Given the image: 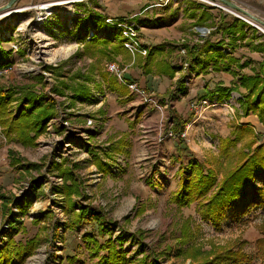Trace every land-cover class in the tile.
I'll return each mask as SVG.
<instances>
[{
  "label": "rangeland",
  "instance_id": "1",
  "mask_svg": "<svg viewBox=\"0 0 264 264\" xmlns=\"http://www.w3.org/2000/svg\"><path fill=\"white\" fill-rule=\"evenodd\" d=\"M5 1L0 0V5ZM53 1L55 0H17L13 9L20 10L0 18V69H6L5 72L0 71V86L4 88L9 86L19 87L30 83L36 94L48 97L47 91H45L48 77L38 72L39 70H51L52 75L50 78L54 84L51 92L53 94L58 93L57 95H59V91L63 94L64 90L68 92H76L78 90L77 93H79L82 88L86 87L85 81H92L94 83V85L92 83L93 87L100 88L105 82L100 78L99 73H107L111 78L115 77L106 71V64L112 60L121 64V60L116 56L119 50L110 58H107L100 55L97 48L87 50L85 47L90 42L85 40V30L89 26V22L91 25L95 23L92 5H95L98 0H79L83 2L74 6L83 13L84 18H79V22L74 21L76 26H62L63 28L67 27V30L61 29L56 34L53 32V30L55 31L54 27L57 29L60 27L54 26L58 21L59 13L57 12L60 10V8H56L61 4L54 6L53 9L55 10L48 17L46 26H34L32 23V18L39 11L38 9H33V7ZM104 1L110 2L111 5L113 4L118 8L134 11L139 9L145 0ZM230 1L264 21V0ZM181 2L187 3L189 7L187 8L188 11H186L188 17H186L195 19L187 22L189 27L179 36L167 39L156 45L162 47L160 51L152 50V47L141 46L147 49V54L142 56L139 53L131 54L122 45L131 55L140 56H136L137 60L133 67L143 64L146 60L148 61V52L152 50L150 53L152 54L150 75H159L161 80L166 78L167 83L170 79L169 82L172 85L170 90L168 89L169 91L167 90L168 92L164 94L163 87L157 88V85H155L153 89L148 87L149 90L144 89L143 93L138 92L137 95L135 94V99H131L135 105L131 119V128L133 130H127L124 134V137H127V139L123 138L125 140L124 151L112 153V159L106 160L105 165L108 171L106 173H110L109 175L101 171L94 161L103 176L88 188L91 196L85 197L83 191L82 199H77L78 197L76 196H73V198L82 204L97 202L96 205L98 204L97 206L105 210L107 217L116 221L117 224L113 228V235L119 234L121 236L123 249L129 255H133L137 248V243L133 240L131 234L137 229H142L144 231L143 241L146 244V249L152 248L155 253L159 254L158 264H189V258L176 256L171 251L163 253V249L169 243L174 244V239L180 235V225L176 224V221L180 222L184 218L191 216L194 227H198L194 239L195 243L200 245L203 251L209 250L211 244L227 245L236 240L244 239L247 243L243 246V250L251 257V260L247 263L239 264H262L257 257L255 240L260 236L258 227L264 218V206L250 202L249 195L227 209L220 229H214L210 222L202 221L199 218L194 210L195 203H192L189 207L182 208L180 212L175 209L174 205L168 203L170 193L177 187L178 167L181 161L185 163L188 158L179 156L175 149V142L170 140L173 136L167 132L171 123L176 122L175 117L191 119L190 122L192 124L189 127L185 126L184 129L186 146H191L195 150L193 153L202 161H205L209 154L217 153L218 138L228 131L230 132V128L236 125L234 122H236L235 119L238 116H246L242 115V101L246 90L240 86L230 89V85L237 83V79L230 71H226L224 67L229 66L230 70H236L243 74H252V70L257 68L258 63L262 60V53L254 48L256 44L264 40V33L261 32V30L264 31V27L255 20H253L254 24H251L249 22V20H252L250 17L238 15L240 14L239 11L218 0H177L179 7L182 4ZM67 4H63L64 8L60 10L61 17L64 16L66 11L69 12L74 7ZM27 6H31L32 9H24L23 11V7ZM200 6H203V8H200ZM245 17L248 18V21L245 20ZM110 18L117 21L130 20V15L125 14L120 17ZM64 19L67 20L68 15H65ZM29 20L32 21L26 26ZM217 26H222V30L217 28ZM227 26L231 27L227 28ZM247 26L251 27L248 28ZM43 28L46 32L42 31L44 30ZM201 28H205L208 33L200 36L199 31ZM240 28L245 32V37L243 38L238 35ZM62 31L64 35L61 34ZM81 32L82 34L85 33L83 37L80 36ZM45 35L48 38L46 40ZM94 38L99 37L95 36ZM206 42L208 46L209 44H220V52L224 56L220 58L215 53H212V49L209 50L208 46L206 52L203 50L199 51L200 46L205 47L203 45ZM14 43L21 44L23 47H19L15 51L11 48ZM75 44L77 47H74ZM179 44L185 46L183 54L179 53ZM111 46L112 42L108 43L107 49ZM231 46L234 47L232 48ZM61 47H71V49L63 51L60 50ZM196 48L197 50L193 54L197 56L191 57L192 54L190 53ZM222 48H227V52H223ZM72 50L73 52L71 53ZM69 53L71 54L67 56ZM225 56L227 57L224 60ZM228 56H232L236 61L228 63L226 60ZM180 59L188 63L185 71L181 70L182 61ZM199 59L200 62L197 65L195 62H198ZM45 60L53 61L48 64ZM156 60L166 62L174 70L172 78H168L156 70L155 65H153ZM209 61L212 64H208ZM214 61H217L219 65H214ZM77 62H80V64H77ZM26 64H33L37 72L24 71ZM240 64H244V66L241 68L239 67ZM58 68L60 75L56 73ZM213 72H223L231 75L232 79L211 80L208 74ZM77 75L78 77H76ZM186 75L188 84L183 83ZM197 76L199 77L194 79ZM83 77L86 78L83 79ZM179 80L182 81L181 84H183L185 89L184 93H178L177 91ZM60 81H63V84ZM219 88H226L221 98L230 97L231 92L240 94L241 99L239 98L238 100V107L235 105L227 107L224 105L208 106L207 104H200L199 100L201 98L205 96L211 97L215 92L220 93ZM190 91L192 93L196 91V93L188 95ZM108 96L109 94L104 97L102 106L92 112L97 122H100L104 117L103 114H106L104 109ZM144 98L148 100L146 101ZM179 98L182 99L177 102ZM192 101H195L196 104L194 109L189 106ZM146 104H148V109L145 108ZM16 106L15 100L9 105V113L11 115L16 112ZM230 107H232V110H230ZM172 108L176 110V112L174 111L176 113L175 119L171 115ZM160 110L165 113L163 120L157 118ZM0 129H2L1 126ZM44 130L36 136L33 146L30 147L7 142L4 134V139L0 137V238L4 237L8 240V237L4 235L5 229L6 231L8 230V234L13 235L17 240H19L18 238H23L24 233L29 234L31 237L35 234L39 236L37 248L21 264H68L67 257L69 256H75L76 259L73 264H90L89 251L86 247L89 243L83 240L82 235L86 231L95 234V227L93 228L87 224L65 232L60 227L58 230L59 234L54 235L56 230V222L54 221H64L58 218L60 213H63L64 217H62L64 219L67 217L64 211L65 197L62 193L63 202L60 205L62 209L56 203H52L53 207L48 208L51 214L45 211L39 217V222L33 221L36 218L23 217L22 220L15 224H13L14 222H12L13 219L11 218V216H15V213H12L15 212L14 207L9 205L10 202L5 206L1 197L3 195L11 200L13 198L11 190L13 184H18L28 178H30V181H34L33 178L36 175L43 176V166L48 161V158L47 155H43L40 152V144L37 143V138L44 133ZM117 133L119 132H111L109 134L110 138H108L109 141L114 142L122 138L123 135L115 138ZM96 136V138L91 137L92 151L97 157L102 156L104 158V150L100 152L99 149L107 144V146H110V142L103 138L105 136H98L97 134ZM9 150L13 152L11 153L13 155H10ZM107 151L109 152V149ZM14 159H17V162L13 164ZM27 163L32 165L26 167L24 164ZM60 165L70 168L63 164ZM255 182L260 186L262 177L257 178ZM81 188H83L82 185ZM57 191L60 192V190ZM40 194H43L42 189ZM99 200L104 204L99 203ZM7 224H12V227L5 228ZM18 230L20 231L17 235L14 234ZM96 237L100 242H103L104 238ZM15 263H17L16 260H14Z\"/></svg>",
  "mask_w": 264,
  "mask_h": 264
},
{
  "label": "trees",
  "instance_id": "2",
  "mask_svg": "<svg viewBox=\"0 0 264 264\" xmlns=\"http://www.w3.org/2000/svg\"><path fill=\"white\" fill-rule=\"evenodd\" d=\"M230 27L227 26V28ZM247 27L250 28L251 26ZM217 28L222 30V26H217ZM241 28L238 35L243 38L245 32ZM218 43L209 44L208 46L206 42L203 45L205 47L200 46L199 51L206 52L208 46L209 50L212 49V53L221 58L224 55L220 52L221 46ZM107 44L108 40L93 38L85 47L87 50L97 48L100 55L110 58L118 52L119 46L112 45L107 49ZM153 49L160 51L162 47L154 46ZM254 49L262 53L263 56L257 68L252 70V74L230 70L229 66H225L224 69L230 71L237 79V83H232L230 89L240 86L246 90L242 101V115L255 114L258 120L264 124V40L256 44ZM152 50L148 52V61L146 60L140 65L146 74L151 72L152 54L150 53ZM196 50L197 48L194 52ZM197 53L199 54V52ZM226 57H224V60ZM226 60L228 63L236 61L232 56H228ZM213 64L219 65L217 61H214ZM244 64H240L239 67L242 68ZM153 65L160 74L172 78L174 70L166 62L156 60ZM56 73L60 75L59 68ZM85 78L83 77V79ZM102 78L107 79L111 90L116 89L114 78L110 76L107 78L104 73H102ZM60 82L63 84V81ZM181 82L179 80L177 83L178 93L185 92ZM85 88H82L79 93H77L78 90L74 91L73 96L76 99L84 100L88 94V90ZM219 90L221 98L226 88H219ZM59 94H62V92L59 91ZM14 100L17 103V110L11 115L9 105ZM54 114L55 100L45 95L36 94L33 91L32 84H23L19 87L9 86L7 88L0 86V126L7 142L17 143L23 147L33 146L36 136L44 130L47 121ZM172 114L176 115L174 111H172ZM185 124L186 121L177 116L176 122L170 127L175 139L176 151L179 156H186L188 159L185 163L181 161L178 167L177 187L170 193L168 203L174 205L178 212L182 208L195 203V213L202 221L210 222L214 229H220L227 209L247 195L250 196V202L264 206V142L256 144L257 136L254 129L248 123L233 125L228 135L218 138L217 153L209 154L208 158L202 161L186 146L185 140L180 137ZM124 146L125 140L119 138L110 143L109 152L104 151V156L107 159H112V153L123 152ZM9 153L13 155L10 150ZM94 161L101 171L108 172L105 162L99 157L95 156ZM16 162L17 159H14L12 163ZM24 165L29 167L32 164L27 163ZM52 167L63 178V186L60 192L65 197L64 211L68 217L62 222L54 221L56 222L54 235L59 234L60 227L65 232L89 224L93 228L95 227V234L86 231L82 237L83 240L89 243L86 247L89 251L90 264H158L159 254L155 253L152 248L146 249L142 229H137L131 234L133 240L137 243V248L133 255H129L123 249L121 236L119 234L113 235L116 221L108 218L102 207L89 202L82 204L73 198V196H76L77 199H80L83 196L81 181L73 170L60 164H54ZM260 175L262 176V183L258 186L255 181ZM1 197L5 206L7 203L12 202L21 214L26 213L28 202H14L6 196L1 195ZM48 214H51V212ZM33 221L39 222L40 218ZM176 224L180 225V235L174 239V244L169 243L164 247L163 253L171 251L176 256L189 258V264H239L251 260V257L243 250V246L247 243L244 239L236 240L227 245L211 244L209 250L203 251L202 247L194 240L198 227H194L192 217L188 216L180 222L176 221ZM4 231L5 237H8V230L5 229ZM258 231L260 236L255 240L257 257L264 264V218L259 224ZM96 236L104 238L103 242H100ZM38 244L39 236L37 234L22 243L8 238L0 246V264H11L13 259H17V264H21L28 256L32 255ZM75 259V256L67 257L68 264H73Z\"/></svg>",
  "mask_w": 264,
  "mask_h": 264
},
{
  "label": "built area",
  "instance_id": "3",
  "mask_svg": "<svg viewBox=\"0 0 264 264\" xmlns=\"http://www.w3.org/2000/svg\"><path fill=\"white\" fill-rule=\"evenodd\" d=\"M81 2L83 1L73 2L67 5L74 6L75 4ZM58 8H60V10L64 8L63 4L58 5L56 9ZM24 9L25 8L23 7V11ZM33 9H38L39 11L36 13L35 17L32 18L33 21L29 20L26 26H28V23L31 21L34 26H46V24H48V17H50V15L55 10H50V12H48V14H46L44 18L37 20L38 16L45 14V8H38L34 6ZM60 10L59 12H57L59 13L58 21L54 25L60 27L58 29L54 27V34L58 33L61 29L67 30L68 26H76V23L74 21L79 22V18H84L83 13H81V11L75 6L71 8L69 12L66 11L63 17L60 16ZM65 15H68L67 20L64 19ZM65 21L67 22L65 23ZM104 21L107 24L119 27V36L121 38V43L123 47L127 49L131 54L139 53L142 56H145L147 54V49L145 47H141L142 45L139 42L140 39L138 33L132 21L127 19L117 21L110 17H106ZM62 26L67 27L63 28ZM42 31H45V29ZM85 31L86 34H84L86 41H91L95 36L101 39H108L106 33L103 30H96L90 22ZM199 32L200 36H204L208 33L205 28H201ZM61 34L64 35V32L62 31ZM84 34H82L81 32L80 36L83 37ZM46 38L47 35H45V40ZM19 47L21 48L23 46L21 44L14 43L12 44L11 48L17 51ZM74 47H77L76 44ZM73 50L71 51V53L73 52ZM178 50L179 53L183 54L185 52V46L179 44ZM222 51L227 52V48H222ZM71 53H69L67 56H69ZM51 61L53 60H45V62L48 64H51ZM180 61H182L181 70L185 71L187 69L188 63L186 61H183V59H180ZM77 64H80V62H77ZM122 69L123 67L121 66V64L115 60L109 61L106 64V71L110 74H113L119 79L121 78ZM0 71L5 72L6 69H0ZM24 71H30V73L37 72L33 64H26ZM38 72L48 77V83L45 91H47L46 93L48 94V97H51L55 100V114L47 121L44 133L41 134L42 136L40 135L37 138V143L40 144V152L43 155H47L48 161L43 166V176L36 175V177L33 178L34 181H30V178H28L25 181H21L18 184L12 185L11 190L13 193V198L11 200H14V202H28L27 211L24 214H21L14 203L10 202L9 205L11 207H14L15 210V212H12L15 213V216H11V218L13 219L12 222H14L13 224L22 220L23 217H27L29 219L39 218L45 211H48L49 207H53L52 203H56V205L59 206L62 204L63 196L61 192L57 190H60L62 188L63 179L57 174L56 170L52 168L54 164H63L73 169L74 173L81 181V185L83 186L82 191H84L85 197L91 196V192L88 190V188L94 185V183L99 181L103 176V173L96 167L94 163V157L96 156V154L94 153V151H92L93 147L91 137H97L96 128L98 122L96 118L93 117L92 112L102 106L104 97L109 94L108 88L105 86V84H102L100 88H95V86H92V81H85L84 83L87 87L88 94L84 100L76 99L73 96V92H68L66 90H64L63 94L57 95L58 93L53 94L51 92L54 88L53 80L50 78L52 75L51 70H39ZM183 83L188 84L187 75L185 76ZM128 87L130 90H134L137 86L135 83H129ZM239 98L241 99V95L236 92H231L230 97L228 98H220L219 93L215 92L213 96H205L201 98L199 102L200 104H207L208 106L224 105L229 107L231 105H235L236 107H238ZM189 106L193 109L196 108L195 101L190 102ZM230 110H232V107H230ZM0 137L4 139L2 129H0ZM180 137H182L184 140L186 139L185 131H182L180 133ZM107 145L102 146L99 151H107L109 149V146ZM99 158L104 162L108 160L105 156L104 158L102 156H100ZM41 178L42 180H40ZM41 189L43 190V194H40ZM96 203L97 202H92V204L94 205H96ZM99 203L104 204L101 200H99ZM62 216L63 213H60L58 218L61 220H65L63 218L64 216ZM5 226V228H10L9 224ZM0 239H3L0 240L1 246L4 244L6 239L4 237Z\"/></svg>",
  "mask_w": 264,
  "mask_h": 264
},
{
  "label": "crops",
  "instance_id": "4",
  "mask_svg": "<svg viewBox=\"0 0 264 264\" xmlns=\"http://www.w3.org/2000/svg\"><path fill=\"white\" fill-rule=\"evenodd\" d=\"M181 3L182 4L179 7L177 4V0H172V1L145 0L143 2V5L140 6L139 9H136L134 11H128V9L126 8L125 9L118 8L117 6L113 4L111 5L110 2L104 0H98V2H96L95 5L94 4L92 5V11L94 13L93 17H95L94 18L95 23L92 24V26L96 30H103L106 33L108 39L105 40H108V43L112 42L113 46H119V52L116 56L121 60V64L123 67L121 78L119 79L117 77H113L116 80L115 90L110 89L107 79H103L102 74L99 73L100 78L104 80L105 82L104 84L108 88L109 96L107 98L104 109L106 110L107 115L103 114L104 117L102 118V120L100 122L98 121L96 134L98 136H105L103 138L108 140V142L110 143L112 142L109 141L108 139L110 138L109 134L111 132H119L117 133V137L115 138H118L121 135H123L122 138L120 139L123 138L127 139V137H124V134L126 133L127 130H133V128H131L132 125L131 119H132V113L135 110L134 108L135 105L133 104L131 99L132 98L135 99V94L137 95L138 92L143 93L144 89L149 90L148 87L153 89L155 85H157V88L163 87L164 90L163 93L166 94L170 90L172 85L169 82L170 79L168 80L167 83L165 80L166 78L161 80L159 75L156 74L150 75L151 73L148 74L144 73V70L140 67V65L139 66L136 65L133 67V64L137 60L136 56L138 57L140 56L131 55L127 50H125L122 47L121 38L118 34V32L120 31L119 27L105 23L104 21L105 17H120L122 15L129 14L130 20L133 22L134 27L137 30L141 45L149 48L159 45L160 43L166 41L167 39L176 38L182 32L186 31V29L189 27L187 23L188 21H194L195 18L193 17L187 18L188 14L186 11H188L187 8H189L187 6V3L185 2H181ZM200 8H203V6H200ZM193 52L194 51L190 53L192 54L191 57H196L195 56L196 54L194 55ZM199 62L200 59L198 60V62L195 63L198 65ZM208 64H212V62L209 61ZM105 74L108 78L109 77L108 74L107 73ZM208 75H210L209 79L211 80L221 81V80L232 79L231 75L225 74L223 72L220 73L213 72V73H209ZM198 77L199 76L195 77L194 79H197ZM129 83H135L137 86L136 89L130 90L128 87ZM224 83H228V82H224ZM194 93H196V91H194L193 93L190 91L188 95H193ZM188 95L186 96L188 97ZM180 99L182 98H179L177 102H180L181 101ZM144 100L147 101L148 99L144 98ZM145 108L148 109V104L145 105ZM171 111L176 112L174 108H172ZM164 115L165 113L162 112V110H160L159 114L157 115V118L163 120ZM171 115L173 118L175 117L173 114ZM182 120L186 121L185 126L187 127H189L192 124V122H190L191 119L188 120L186 118H183ZM235 121H236L234 122L235 124L248 123L254 129L258 137L256 144H260L264 142V125L258 121L256 115H252V114L246 116L240 115L235 119ZM173 123H171V125ZM171 125L169 126V130L167 133L173 136L170 131ZM228 133L229 131L223 136L228 135ZM170 140L172 142H175L174 136L170 138ZM188 148L192 152L195 151L191 146H188ZM259 177L262 176L260 175L258 176V178ZM19 231L20 230L15 231L14 234L17 235ZM30 237L31 236H29V234L24 233L23 238H18L19 240H17V238H15L13 235L8 234V238H13V240H15L16 242L20 241L21 243ZM14 260H16L18 263L17 259H13L11 264H14Z\"/></svg>",
  "mask_w": 264,
  "mask_h": 264
},
{
  "label": "water",
  "instance_id": "5",
  "mask_svg": "<svg viewBox=\"0 0 264 264\" xmlns=\"http://www.w3.org/2000/svg\"><path fill=\"white\" fill-rule=\"evenodd\" d=\"M221 3L229 6L230 8L239 11L240 13L249 16L250 18L254 19L255 21L259 22L260 24L263 25L264 27V21L259 19L258 17L254 16L253 14L249 13L248 11L244 10L243 8H241L240 6H238L236 3L230 1V0H218ZM17 2V0H6V2L2 5H0V12H11L12 8L15 7V3ZM257 27V26H255ZM258 29H260L259 27H257ZM261 30V29H260ZM262 33H264V31L261 30Z\"/></svg>",
  "mask_w": 264,
  "mask_h": 264
},
{
  "label": "bare ground",
  "instance_id": "6",
  "mask_svg": "<svg viewBox=\"0 0 264 264\" xmlns=\"http://www.w3.org/2000/svg\"><path fill=\"white\" fill-rule=\"evenodd\" d=\"M75 1H79V0H59V1H53V2H51V3H43V4H40V5H38L37 7L38 8H41V7H44V8H46V12H45V14H43V15H40V16H38V19L37 20H40V19H42V18H44L45 17V15L46 14H48V12H50V10H53V8H54V6L55 5H57V4H67V3H70V2H75ZM202 1H206V0H202ZM208 2V1H207ZM30 8H32L31 6H27V7H25V9H30ZM20 9H17L16 10V8H15V10L12 8V11L11 12H5V13H3V12H0V18L1 17H5V16H8V15H10V13H13V12H15V11H19ZM22 10V9H21ZM8 14V15H7ZM238 15H244V14H242V13H240V14H238ZM240 16V17H241ZM247 16V15H246ZM244 17V16H243ZM249 17V16H248ZM246 18V17H245ZM244 18V19H245ZM248 18H246L245 20H247ZM252 19V18H251ZM253 20L254 19H252V20H249V22L251 23V24H254L253 23ZM248 21V20H247ZM257 22V21H256ZM259 23V22H258ZM260 24V23H259ZM262 25V24H261ZM258 26V25H257ZM263 26V25H262ZM69 49H71V47H61L60 48V50H63V51H68ZM66 53V52H65ZM53 56V55H52Z\"/></svg>",
  "mask_w": 264,
  "mask_h": 264
}]
</instances>
